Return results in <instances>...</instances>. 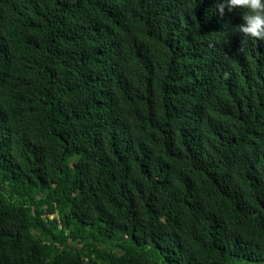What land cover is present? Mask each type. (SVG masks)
Returning <instances> with one entry per match:
<instances>
[{"label": "trees", "instance_id": "obj_1", "mask_svg": "<svg viewBox=\"0 0 264 264\" xmlns=\"http://www.w3.org/2000/svg\"><path fill=\"white\" fill-rule=\"evenodd\" d=\"M218 2L0 0V264H264V40Z\"/></svg>", "mask_w": 264, "mask_h": 264}, {"label": "clouds", "instance_id": "obj_2", "mask_svg": "<svg viewBox=\"0 0 264 264\" xmlns=\"http://www.w3.org/2000/svg\"><path fill=\"white\" fill-rule=\"evenodd\" d=\"M216 9L221 16L226 9L228 12L243 9V23L238 31L244 38L264 40V0H219Z\"/></svg>", "mask_w": 264, "mask_h": 264}, {"label": "rangeland", "instance_id": "obj_3", "mask_svg": "<svg viewBox=\"0 0 264 264\" xmlns=\"http://www.w3.org/2000/svg\"><path fill=\"white\" fill-rule=\"evenodd\" d=\"M53 216H54V215H52V217H53ZM52 217H51V218H52Z\"/></svg>", "mask_w": 264, "mask_h": 264}]
</instances>
